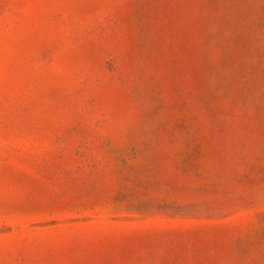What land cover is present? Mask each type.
<instances>
[{"label":"rangeland","instance_id":"374dc122","mask_svg":"<svg viewBox=\"0 0 264 264\" xmlns=\"http://www.w3.org/2000/svg\"><path fill=\"white\" fill-rule=\"evenodd\" d=\"M0 264H264V0H0Z\"/></svg>","mask_w":264,"mask_h":264}]
</instances>
